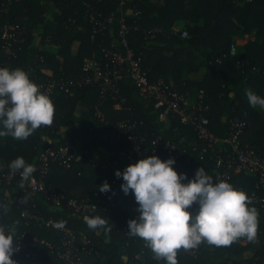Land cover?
I'll return each mask as SVG.
<instances>
[{
	"label": "trees",
	"instance_id": "16d2710c",
	"mask_svg": "<svg viewBox=\"0 0 264 264\" xmlns=\"http://www.w3.org/2000/svg\"><path fill=\"white\" fill-rule=\"evenodd\" d=\"M160 1L162 5L154 0H133L120 7L111 0H0V67L21 68L31 81L81 82L86 59L100 54L102 47L120 45L119 21L123 18L128 42L150 80L163 78L173 91L186 94L193 103L201 101L207 107L208 129L219 139L204 151L193 126L183 124L176 115L161 122L152 103L139 97L127 75L120 82V93L126 98L121 110H115L112 100L100 103L98 88L76 84L71 95L55 91L49 95L55 108L51 125H41L25 140L0 137V225L13 233L20 247L13 256L16 264H65L48 247L61 248L63 236L47 224L50 220L63 222L66 229L96 245L93 253L87 249L82 252L84 264H135L138 254H144L145 264H167L163 258H155L151 248L145 247V240L129 234L128 221L139 213L131 192L125 195L120 188L122 178L113 170L95 168L87 162V156L110 152L106 137L109 126L117 121H137L138 133L149 139L160 136L165 141H183L190 164L185 171L177 169L189 178L203 167L217 182V159L229 151L225 140L232 120L248 123L241 137L243 149L264 146V109L251 107L246 95L251 89L264 96V0ZM50 4L60 11L55 20L47 17ZM91 11L113 15L105 33L94 31L85 18ZM9 26L15 38L10 40L11 55L5 52L3 38ZM150 30L160 32L148 39L145 32ZM245 36L252 40L236 47L234 39ZM45 40L57 51L41 49L38 42ZM98 107L104 119L96 115ZM62 146H67L76 159L70 169L53 164L46 185L66 199L89 200L101 193L98 186L107 181L111 191L106 194L112 201L107 212L100 206L95 212L74 213L65 202L50 205L43 195L28 189V181L21 187V178L7 180L8 164L16 157L22 156L26 163L36 166L46 150ZM159 158L165 160L162 152ZM257 184L255 175L233 173L231 179V185L244 191L251 198L249 206L259 212L256 239L241 237L227 247L204 241L195 247L196 257L180 248L177 264H245L264 256V215L253 200L255 193L263 194ZM197 208L194 204L189 211ZM85 215L105 217L108 223L89 229L83 221Z\"/></svg>",
	"mask_w": 264,
	"mask_h": 264
},
{
	"label": "built area",
	"instance_id": "2783aa9c",
	"mask_svg": "<svg viewBox=\"0 0 264 264\" xmlns=\"http://www.w3.org/2000/svg\"><path fill=\"white\" fill-rule=\"evenodd\" d=\"M103 1V0H99ZM116 2L120 7L133 0H111ZM85 18L94 26V31L104 32L109 29L113 20V15L105 16L104 13L91 11ZM119 39L120 45L112 43L110 47H102L100 54L86 59L83 65L84 76L81 82L75 83L73 80H46L33 81L39 91L46 95H52L55 91L60 90L71 95L76 84L98 88L100 91V103L108 100L115 102V110H121L126 98L120 93V82L127 75L139 92V97L152 103L155 112L159 115V120L166 123L170 115H176L183 124L193 126L203 142L204 151L214 147L219 139L208 129L209 120L205 113L207 107L202 102L193 103L191 98L186 94L173 91L170 85L163 79L150 80L148 73L143 70L141 60L136 57L134 50L131 48L127 32L128 27L125 19L119 21ZM12 27H7L4 31L3 38L6 41L5 52L13 54L11 39L15 40L14 35L10 33ZM160 31L150 30L145 34L148 39H153ZM186 34H184V37ZM233 53L235 48H233ZM96 115L104 119L99 107ZM231 133L225 142L229 146V151L225 155H220L217 159V182L225 181L231 184L233 173H244L258 177L257 188L263 191L262 196L253 195L254 202L258 203L264 215V146L243 149L241 147V137L248 123L244 120L235 119L230 122ZM139 123L131 120H120L109 126L110 132L106 139L110 145V152L107 154H97L87 156L89 165L103 170H121L135 163L139 159L148 156H158L160 152L164 159L173 158L176 161L175 170L179 173L178 168L185 171L190 160L187 157L183 141L172 142L165 141L160 136L149 139L147 135L138 133ZM76 155L71 153L67 146L46 150L40 157L39 163L35 166V172L28 181V189L33 193L43 195V198L51 205L60 206L63 202L74 213H87L98 211L103 206V211L107 212L112 201L108 199L106 193L96 194L94 199L78 200L74 198L66 199L63 195L48 187L45 183L51 167L57 163L59 166L70 169ZM7 180L11 181L20 177L19 171L16 173L6 174ZM62 232V247L56 248L48 245L49 249L57 254L65 264H84L82 252L88 250L93 253L96 245L88 240L82 234H76L64 226L59 227V223L53 220L47 222ZM40 244H45L41 242ZM47 244V243H46ZM145 247H149L146 243ZM20 247H18V250ZM189 255L196 257L197 248L184 249ZM135 264H145L144 254L135 256ZM245 264H264V256L255 258L251 263Z\"/></svg>",
	"mask_w": 264,
	"mask_h": 264
},
{
	"label": "clouds",
	"instance_id": "9594fccd",
	"mask_svg": "<svg viewBox=\"0 0 264 264\" xmlns=\"http://www.w3.org/2000/svg\"><path fill=\"white\" fill-rule=\"evenodd\" d=\"M246 95L251 107L264 109V96L251 89ZM54 112L52 100L39 91L28 73L0 67V137L25 140L41 125H51ZM175 164L173 158L162 160L152 155L114 173L122 178V192H131L138 205L139 216L128 221V232L145 240L157 260L177 264L178 249L195 248L204 241L227 247L241 237L256 239L259 212L249 206L251 198L244 191L225 181L214 182L203 167L189 178L178 173ZM8 167L13 174L19 171L21 187L36 170L22 156L10 161ZM98 187L102 193L111 191L107 181ZM194 204L198 208L190 212ZM83 221L93 230L108 223L101 216L85 215ZM17 251L13 233L0 225V264H16L13 256Z\"/></svg>",
	"mask_w": 264,
	"mask_h": 264
},
{
	"label": "crops",
	"instance_id": "0c3cea01",
	"mask_svg": "<svg viewBox=\"0 0 264 264\" xmlns=\"http://www.w3.org/2000/svg\"><path fill=\"white\" fill-rule=\"evenodd\" d=\"M155 4L157 5H162V2L160 0H154ZM159 2V3H157ZM60 16V11L59 9L54 5V4H50L49 6V13L47 14V17L51 20H55L57 19L58 17ZM80 30V29H79ZM251 39V37L249 36H245V37H242V38H238L236 37L234 39V42H235V46L236 47H241V46H244L246 45ZM241 42H244V43H241ZM38 46L41 48V49H49L51 50L52 52H56L57 51V47L49 40H45L44 42L40 41L38 42ZM77 47V46H76ZM76 47L74 50H76ZM107 240V239H106ZM242 244H245V242H242Z\"/></svg>",
	"mask_w": 264,
	"mask_h": 264
},
{
	"label": "rangeland",
	"instance_id": "374dc122",
	"mask_svg": "<svg viewBox=\"0 0 264 264\" xmlns=\"http://www.w3.org/2000/svg\"><path fill=\"white\" fill-rule=\"evenodd\" d=\"M157 3H159V2H157ZM241 43H244V42H241Z\"/></svg>",
	"mask_w": 264,
	"mask_h": 264
}]
</instances>
